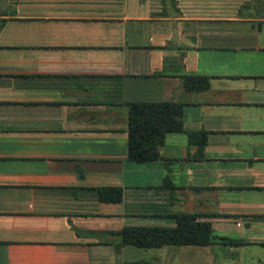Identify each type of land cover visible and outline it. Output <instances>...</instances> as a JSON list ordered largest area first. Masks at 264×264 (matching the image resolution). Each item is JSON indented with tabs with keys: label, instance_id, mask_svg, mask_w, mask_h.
I'll use <instances>...</instances> for the list:
<instances>
[{
	"label": "crops",
	"instance_id": "0c3cea01",
	"mask_svg": "<svg viewBox=\"0 0 264 264\" xmlns=\"http://www.w3.org/2000/svg\"><path fill=\"white\" fill-rule=\"evenodd\" d=\"M136 101L205 142L129 160ZM179 214L218 239H120ZM0 264H264V0H0Z\"/></svg>",
	"mask_w": 264,
	"mask_h": 264
},
{
	"label": "trees",
	"instance_id": "16d2710c",
	"mask_svg": "<svg viewBox=\"0 0 264 264\" xmlns=\"http://www.w3.org/2000/svg\"><path fill=\"white\" fill-rule=\"evenodd\" d=\"M184 86L192 87V79L184 77ZM127 117V157L141 163L156 159L155 148L163 143L166 134H185L189 144H203L204 131H186L182 126L181 107L178 102H128ZM107 191L108 196L102 198L112 202L119 201L120 188L109 187L98 189ZM173 228L126 227L119 234L122 242L132 243L140 247L159 246L162 244H205L215 237L207 222L195 221L191 214L176 215Z\"/></svg>",
	"mask_w": 264,
	"mask_h": 264
}]
</instances>
